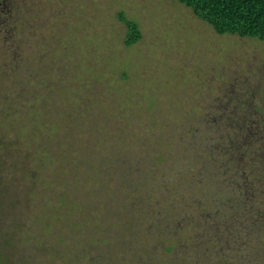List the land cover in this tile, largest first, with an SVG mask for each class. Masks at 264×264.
I'll list each match as a JSON object with an SVG mask.
<instances>
[{
  "label": "rangeland",
  "instance_id": "rangeland-1",
  "mask_svg": "<svg viewBox=\"0 0 264 264\" xmlns=\"http://www.w3.org/2000/svg\"><path fill=\"white\" fill-rule=\"evenodd\" d=\"M5 2L6 9L0 12V71L8 68L10 72L0 73V84H9L14 79L20 95L9 93V97L33 105L21 124L22 130L17 132L15 160L19 159L21 147L27 149L29 145L33 149V145L49 143L52 148L57 144L66 153H92L98 148L107 150L109 146L117 168L116 174L111 171L113 176L109 174L108 179L117 186L120 173L138 177L141 171L147 173L151 169L143 162L145 152L151 151V146L152 152L157 148V143L151 140L153 136L166 138L172 130L184 131L200 115L221 116L233 123L242 121L238 131L242 150L251 149L250 155L243 154V158L252 165L249 169L254 176L250 184L247 179L251 175L243 172L247 166L242 167V180L247 188L240 209L246 222L259 226L254 241L264 249V41L219 36L176 0ZM119 12L135 22L141 32V39L132 46L124 45L126 28L117 19ZM22 87L29 88L31 94ZM4 93L0 91V101L5 99ZM6 132L12 140L14 130ZM174 136L178 137L177 133ZM80 155L79 152L78 158ZM73 157L77 158V154ZM4 165H9V161L5 159ZM82 166L89 164L80 165L78 161L72 166L59 165L64 170L67 168L69 174H62L64 180L57 184L58 189L62 186L71 189L72 196L78 197L85 210L79 209L73 216L65 214L61 220L54 216L53 223L56 230L76 237L75 223L81 224L88 214L86 207L95 197L91 191L98 190L99 177L102 178L97 174L89 180L92 190L83 186V180L87 179L84 176L89 175ZM136 166L139 175H134ZM84 185H88L86 181ZM15 193L14 203L7 202L0 208L3 214L24 207L33 209L41 201L38 194L24 197L20 190ZM111 194L113 201L107 205L103 221L99 216L87 215L90 221L97 220L92 225L98 236L108 235L110 239L99 243L90 240L79 246L82 251L90 249L88 244L93 246L94 257L90 255V258L96 260L95 264H182L177 263L178 255L157 249L154 233L139 237L135 231L121 241L116 233L121 231L119 227L122 229L121 222L116 225V221L117 216L121 217L117 215L119 211H124L121 202L115 201L118 197ZM157 194L158 191L152 202L158 200L154 199ZM45 199L54 210H59L54 195H45ZM217 202L214 201V206ZM68 208L72 209L73 205L69 204ZM226 213H221L218 220L224 217L227 224L239 225ZM256 215H261L260 221L255 220ZM12 219L13 216L2 221L7 232L16 231ZM65 241L69 247L75 242L71 236ZM141 250L147 251L148 256L154 255V260L138 256L140 260L136 263L133 260L136 255L132 257V254ZM21 253L30 259V264H65L67 259L62 256L69 257L67 252L61 258L53 253L46 257L47 254L22 243L15 255L21 257ZM244 256V264L259 261L256 254ZM197 258L204 259L202 254ZM86 261L74 263L87 264ZM260 262L264 264V256Z\"/></svg>",
  "mask_w": 264,
  "mask_h": 264
},
{
  "label": "trees",
  "instance_id": "trees-1",
  "mask_svg": "<svg viewBox=\"0 0 264 264\" xmlns=\"http://www.w3.org/2000/svg\"><path fill=\"white\" fill-rule=\"evenodd\" d=\"M176 1L190 9L197 19L209 25L219 36L231 35L264 41V0ZM117 19L126 28L124 45L129 47L136 44L142 37L138 25L127 19L123 12L117 14ZM7 69L2 68L0 73L6 75ZM9 72L10 70H7V74ZM15 83L12 79L9 84L5 83L6 85L3 84V86L0 84V91L5 92V99L0 101V123H2L0 208L2 209L7 202L14 203L15 191L19 190L24 197L38 194L37 197L41 201L33 209L24 207L8 215L0 210V264H30V259L24 257L22 253L21 257L15 255L21 243L33 248L34 251L47 254L46 257L49 253H53L55 257L61 258V255L67 252L69 257L62 256L63 259H67L65 264H75L74 261L83 259L87 260V264H95L96 260L93 261L90 258V255L94 257L93 246L88 244L90 249H85V252L79 246H81L80 243L91 242L90 240L99 243V241L107 242L110 239L108 235L106 238L102 235L98 236V230L93 229L92 225V222L97 220L90 221V216L88 219L87 215H91L92 218L99 216L103 221L107 205L113 201L111 193L118 197L115 201L121 202L120 205L124 211V213L119 211L117 215L121 217L117 216L116 221V225L121 222L119 226L122 229L119 227L121 231L116 232L121 241L123 237L129 238V234L135 231L140 234L139 237H144L149 232L154 233L157 239V249L160 251L164 249L166 253L171 252L172 256L178 255L177 263L244 264L245 254L249 257L256 254L259 256V261L257 260L254 264H262L260 259L264 256V253L262 254L264 249L259 247L258 241L256 243L254 241L257 238L259 226L256 223L246 222V217L240 209L245 188H247L244 186L242 176L246 173L247 176L251 175L247 179L250 184L254 176L249 169L252 165L243 158V154L250 155L251 149L242 150V139L236 137L231 127L233 122L229 118L221 116L213 118L209 114L200 115L193 120L190 128L186 127L184 131L172 130L166 138L162 135L153 136L151 140L154 139L157 148L152 152L151 146L149 149L151 151L145 152L146 157L143 162L150 165L151 169L145 173L146 171L140 172L136 166L134 175L139 171L138 177L120 173V181L116 186L112 185L108 179L111 171L115 173L117 168L111 159L114 153L109 146L107 150L98 148L92 153L70 150V153H66L65 150H60L57 144L51 148L46 142L45 146L33 145V149L30 145L27 149L21 147L19 159H14L19 141L17 132L20 131L25 117L33 109L31 103L21 98L16 101L13 97H9V93L16 97L20 95L18 92L20 89ZM24 89L31 94L29 88L22 87V90ZM4 111L5 115H3ZM10 129L14 130L12 140H9V134L6 132ZM176 133L178 137L174 136ZM29 137L31 139L30 135ZM79 152L80 158H78ZM75 154L77 158L73 157ZM5 159L9 161L7 166L4 165ZM78 161L80 165L83 162L89 164L86 167L82 166L83 172L85 170V173L89 175L84 173L87 179L83 181L84 184L86 181L88 185L83 184V186H89V180L95 179L97 174L102 175V178L99 177L101 183L98 185V190L91 191L95 197L91 199V205L86 207L88 214L84 216L81 224L75 223L78 227L76 237L75 234L56 230L53 223L54 216L61 220L64 219L65 214L73 216L74 212L84 209L78 197L75 196L74 199L72 196L71 189L65 186L58 189L60 186L57 184L58 181L64 180L62 174L66 176L69 174L66 167L64 170L59 165L72 166ZM242 167H245L244 174L243 172L241 174L244 169ZM89 187L92 190L93 187ZM157 191V197L154 199L158 200L152 202L153 195ZM45 195H54L57 198L59 210H54L48 204ZM215 200L218 201L217 206H214ZM69 204L73 205L72 209L68 208ZM212 206L213 210L210 209ZM221 213H226L239 225L231 224V222L227 224V219L224 217L218 220ZM11 216H13L11 221L15 225L13 227L15 232H7L6 226L2 223L3 219H9ZM260 217L261 215H256L254 218L260 221ZM26 220L29 227L25 224ZM33 228L35 231L32 230ZM88 231L89 233L84 234ZM67 236L75 240L71 247L66 246ZM49 247L50 251L47 250ZM137 252L134 251V255L132 254V257L136 255L133 258L136 263L140 258L148 256L147 251ZM201 254L204 257L203 261L197 258ZM138 256L140 258L137 259ZM153 256L148 257L154 260ZM156 260L159 263L162 262L158 258Z\"/></svg>",
  "mask_w": 264,
  "mask_h": 264
},
{
  "label": "flooded vegetation",
  "instance_id": "flooded-vegetation-1",
  "mask_svg": "<svg viewBox=\"0 0 264 264\" xmlns=\"http://www.w3.org/2000/svg\"><path fill=\"white\" fill-rule=\"evenodd\" d=\"M6 0H2L0 1V12L3 11V9H6ZM240 126L242 127V121L241 122H236V123H233V126H231L234 131H235V134H236V137H240V135H238V131L241 129Z\"/></svg>",
  "mask_w": 264,
  "mask_h": 264
}]
</instances>
